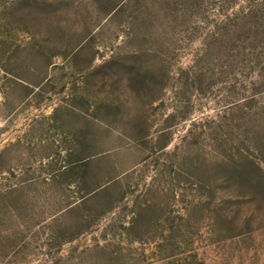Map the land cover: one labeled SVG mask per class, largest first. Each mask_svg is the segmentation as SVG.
I'll use <instances>...</instances> for the list:
<instances>
[{
  "label": "rangeland",
  "instance_id": "rangeland-1",
  "mask_svg": "<svg viewBox=\"0 0 264 264\" xmlns=\"http://www.w3.org/2000/svg\"><path fill=\"white\" fill-rule=\"evenodd\" d=\"M0 264H264V0H0Z\"/></svg>",
  "mask_w": 264,
  "mask_h": 264
}]
</instances>
